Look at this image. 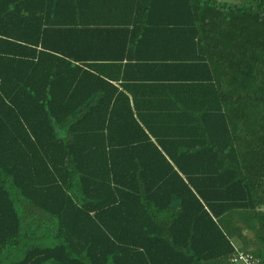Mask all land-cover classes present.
Here are the masks:
<instances>
[{
  "label": "trees",
  "instance_id": "1",
  "mask_svg": "<svg viewBox=\"0 0 264 264\" xmlns=\"http://www.w3.org/2000/svg\"><path fill=\"white\" fill-rule=\"evenodd\" d=\"M264 264V0H0V264Z\"/></svg>",
  "mask_w": 264,
  "mask_h": 264
},
{
  "label": "built area",
  "instance_id": "2",
  "mask_svg": "<svg viewBox=\"0 0 264 264\" xmlns=\"http://www.w3.org/2000/svg\"><path fill=\"white\" fill-rule=\"evenodd\" d=\"M229 264H259V260L250 253L239 251L235 247L229 257Z\"/></svg>",
  "mask_w": 264,
  "mask_h": 264
},
{
  "label": "rangeland",
  "instance_id": "3",
  "mask_svg": "<svg viewBox=\"0 0 264 264\" xmlns=\"http://www.w3.org/2000/svg\"><path fill=\"white\" fill-rule=\"evenodd\" d=\"M216 1H219V2H227V3H245V2H248L250 0H216ZM233 245L235 247H238L239 244L236 243V242H233Z\"/></svg>",
  "mask_w": 264,
  "mask_h": 264
}]
</instances>
